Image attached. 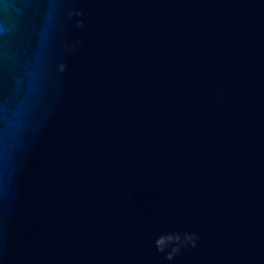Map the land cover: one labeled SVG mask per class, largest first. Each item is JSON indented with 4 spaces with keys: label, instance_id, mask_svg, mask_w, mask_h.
I'll list each match as a JSON object with an SVG mask.
<instances>
[{
    "label": "water",
    "instance_id": "95a60500",
    "mask_svg": "<svg viewBox=\"0 0 264 264\" xmlns=\"http://www.w3.org/2000/svg\"><path fill=\"white\" fill-rule=\"evenodd\" d=\"M0 264H264V0H0Z\"/></svg>",
    "mask_w": 264,
    "mask_h": 264
},
{
    "label": "clouds",
    "instance_id": "9594fccd",
    "mask_svg": "<svg viewBox=\"0 0 264 264\" xmlns=\"http://www.w3.org/2000/svg\"><path fill=\"white\" fill-rule=\"evenodd\" d=\"M158 243H163V241H158Z\"/></svg>",
    "mask_w": 264,
    "mask_h": 264
}]
</instances>
